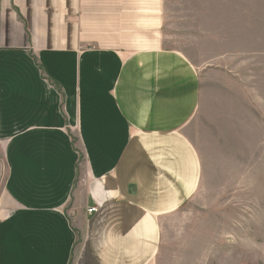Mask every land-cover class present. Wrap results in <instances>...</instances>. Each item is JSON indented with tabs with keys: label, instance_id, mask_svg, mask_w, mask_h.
<instances>
[{
	"label": "crops",
	"instance_id": "0c3cea01",
	"mask_svg": "<svg viewBox=\"0 0 264 264\" xmlns=\"http://www.w3.org/2000/svg\"><path fill=\"white\" fill-rule=\"evenodd\" d=\"M159 9L0 0V264H157L202 175L197 71Z\"/></svg>",
	"mask_w": 264,
	"mask_h": 264
},
{
	"label": "rangeland",
	"instance_id": "374dc122",
	"mask_svg": "<svg viewBox=\"0 0 264 264\" xmlns=\"http://www.w3.org/2000/svg\"><path fill=\"white\" fill-rule=\"evenodd\" d=\"M159 7L163 47L197 71L199 105L186 132L202 175L166 217L157 264H264V0Z\"/></svg>",
	"mask_w": 264,
	"mask_h": 264
},
{
	"label": "built area",
	"instance_id": "2783aa9c",
	"mask_svg": "<svg viewBox=\"0 0 264 264\" xmlns=\"http://www.w3.org/2000/svg\"><path fill=\"white\" fill-rule=\"evenodd\" d=\"M97 211V206H92L87 209L88 214H92L93 212Z\"/></svg>",
	"mask_w": 264,
	"mask_h": 264
}]
</instances>
